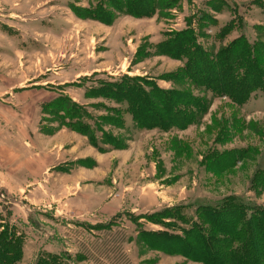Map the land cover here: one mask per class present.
Wrapping results in <instances>:
<instances>
[{
  "label": "rangeland",
  "instance_id": "374dc122",
  "mask_svg": "<svg viewBox=\"0 0 264 264\" xmlns=\"http://www.w3.org/2000/svg\"><path fill=\"white\" fill-rule=\"evenodd\" d=\"M14 1L16 14L0 0V234L12 227L23 238L17 264L65 253L71 264H200L140 239L143 231L182 234L190 222L149 218L180 206L195 217L200 205L228 197L264 207V92L235 104L180 78L187 55L165 48L197 45L206 54L196 52L198 61H216L240 37L264 43V0H157L160 9L143 18L126 13L132 0ZM102 5L111 25L75 12ZM126 83L191 92L209 105L185 128L149 129L131 113ZM59 98L81 107L74 121L89 125L104 151L63 126L71 118L47 106Z\"/></svg>",
  "mask_w": 264,
  "mask_h": 264
},
{
  "label": "trees",
  "instance_id": "16d2710c",
  "mask_svg": "<svg viewBox=\"0 0 264 264\" xmlns=\"http://www.w3.org/2000/svg\"><path fill=\"white\" fill-rule=\"evenodd\" d=\"M142 1L149 8L147 14H139ZM128 6L133 8V11L126 13L141 18L152 17L155 11L160 9L157 0H132L128 2ZM75 12L84 20H95L108 25L114 23L112 13L104 5L93 10L77 9ZM99 13L102 15L99 16ZM198 47L195 45L194 51L189 53L176 40L174 44L165 47L168 51H175L177 56L187 55L186 67L182 70L180 78L193 81L196 86L212 90L218 95L222 94L235 104H243L257 90L264 92V43L251 44L245 37H240L227 48H223L216 61L206 56H202L203 60L198 61L196 52L206 55ZM202 69L204 71L201 72ZM241 70L242 74L239 73ZM121 81L131 82L133 79L122 78ZM118 87L114 85V94L119 93ZM122 92L129 100L130 111L137 123L145 124L149 129L168 126L185 128L184 125L188 124L190 119L193 118V122L196 120L198 113L194 115V111H206L209 105L207 99L191 92L162 90L158 87L146 93L126 83ZM47 106L66 113L72 121L63 126L85 135L89 134L93 145L104 151L95 139L91 127L74 121L78 117L77 113L80 114L81 107L69 102L67 98L56 99ZM109 138V143L115 148L126 147L116 137L110 135ZM213 159L217 160L214 157ZM181 209L185 210L180 206L161 212L160 215L149 218V221L176 228L179 226L166 220H176L183 224L190 222L189 228H179L182 234L143 231L140 234L141 241L152 250L181 254L200 264H264V207L243 203L236 197H228L217 205H200L195 217L181 216ZM23 245V238L17 234V230L6 228L0 234V264L20 262L23 258ZM71 259L66 253L49 254L39 257L35 264H71Z\"/></svg>",
  "mask_w": 264,
  "mask_h": 264
},
{
  "label": "crops",
  "instance_id": "0c3cea01",
  "mask_svg": "<svg viewBox=\"0 0 264 264\" xmlns=\"http://www.w3.org/2000/svg\"><path fill=\"white\" fill-rule=\"evenodd\" d=\"M7 2L10 4V6H11V8H12V10H15V14H16V12H17V9L18 10H20L21 8V6L19 7V8H16V1H14V0H7ZM3 4H4V2H3ZM21 5H23V4H21ZM15 7V8H14ZM1 8V7H0ZM15 14H12L13 16H16ZM17 17V16H16ZM81 21H83V22H93V21H95V20H81ZM28 128H30V131H29V133H31V136L33 137V138H36V132H35V127H34V123L33 124H31V126H28ZM59 138V137H58ZM11 143V147L12 146H14V145H17V143L15 142V141H13V142H10ZM13 163H20L19 162V158L18 157H15L14 158V160L12 161ZM33 172V171H32ZM21 175H22V177L23 176H31V177H33V178H36V176H37V174H34V176H32L31 175V173L29 172V171H21Z\"/></svg>",
  "mask_w": 264,
  "mask_h": 264
}]
</instances>
